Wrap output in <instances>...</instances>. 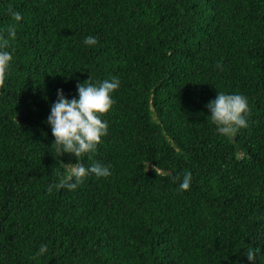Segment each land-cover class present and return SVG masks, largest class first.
<instances>
[{"label": "trees", "instance_id": "trees-1", "mask_svg": "<svg viewBox=\"0 0 264 264\" xmlns=\"http://www.w3.org/2000/svg\"><path fill=\"white\" fill-rule=\"evenodd\" d=\"M9 25L0 264H253L249 248L264 264V0H0L6 39ZM90 77L120 81L97 114L108 134L79 158L111 175L69 190L77 160L46 121ZM218 91L247 97L248 127L212 123Z\"/></svg>", "mask_w": 264, "mask_h": 264}, {"label": "clouds", "instance_id": "clouds-1", "mask_svg": "<svg viewBox=\"0 0 264 264\" xmlns=\"http://www.w3.org/2000/svg\"><path fill=\"white\" fill-rule=\"evenodd\" d=\"M16 22L22 20L19 12L9 9ZM8 38L0 36V87L6 84L7 74L11 70L13 56L7 51L9 40L16 38V26L9 25L6 29ZM88 46H94L98 41L91 36L83 41ZM219 67V65H218ZM120 81L113 77L110 81L104 80L94 84L91 77L77 85L79 98L68 99L62 89L58 90V99L51 105V114L46 123L50 126L55 140V150L58 154H69L76 158V164H67L66 175L60 185L75 190L89 175L97 178L111 175L110 166L93 163L84 166L79 160L82 156H91L97 150V146L103 142L102 137L108 134V124L97 114H107L114 106L112 94L118 90ZM210 110L211 121L218 128L225 131L248 127L247 118L251 114L247 97L241 94H226L219 92L216 98L207 104ZM174 177L173 181L179 180ZM192 174L185 172L182 182L179 183V191H188L191 187ZM48 191L51 193L52 186ZM46 246L41 245L38 255L46 252ZM257 251L249 248L246 257L255 264Z\"/></svg>", "mask_w": 264, "mask_h": 264}, {"label": "water", "instance_id": "water-1", "mask_svg": "<svg viewBox=\"0 0 264 264\" xmlns=\"http://www.w3.org/2000/svg\"><path fill=\"white\" fill-rule=\"evenodd\" d=\"M220 132L226 134L227 136H229V135L231 134L232 130H228V131L222 130V131H220ZM60 155H61V154H60ZM241 155H242V157H244L245 154L242 153Z\"/></svg>", "mask_w": 264, "mask_h": 264}]
</instances>
